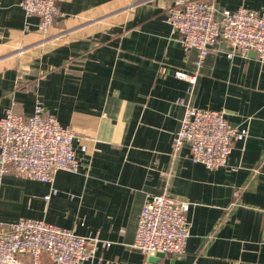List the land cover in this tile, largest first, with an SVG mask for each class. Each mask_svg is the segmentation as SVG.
Returning a JSON list of instances; mask_svg holds the SVG:
<instances>
[{"label": "crops", "instance_id": "obj_1", "mask_svg": "<svg viewBox=\"0 0 264 264\" xmlns=\"http://www.w3.org/2000/svg\"><path fill=\"white\" fill-rule=\"evenodd\" d=\"M178 1L57 0L60 16L44 34L21 0H0V117H29L41 102L74 130L81 159L78 173L59 170L52 185L3 176L0 226L36 219L98 237L83 264H264V64L219 41L194 85L178 79L198 59L167 22ZM204 1L264 13V0ZM181 101L247 130L225 167L193 162L188 144L174 151ZM162 194L190 203L182 256L133 248L147 197Z\"/></svg>", "mask_w": 264, "mask_h": 264}, {"label": "built area", "instance_id": "obj_2", "mask_svg": "<svg viewBox=\"0 0 264 264\" xmlns=\"http://www.w3.org/2000/svg\"><path fill=\"white\" fill-rule=\"evenodd\" d=\"M20 4L27 18H39L40 33H47L60 16L57 0H21ZM167 22L179 34L186 53L194 49L198 52L195 73L175 72L178 79L191 85L195 84L204 59L219 41L229 43L240 55L256 53L264 64L262 12L245 7L218 12L208 1L181 0L170 11ZM180 103L185 109L173 138L174 151L177 153L188 144L193 162L209 170L225 167L234 140L245 139L247 130L233 129L223 112ZM76 139L74 130L47 113L39 101L29 117L7 110L0 117V179L15 173L52 185L59 170L78 173L81 159L74 145ZM81 150L86 152V146ZM57 193L52 187L45 199ZM189 208L190 203L166 194L148 196L138 219L133 248L146 255H184L191 235ZM100 242L98 237L81 236L42 220L21 219L0 226V264H46L43 255L51 264H83L93 257L90 243L96 246Z\"/></svg>", "mask_w": 264, "mask_h": 264}, {"label": "water", "instance_id": "obj_3", "mask_svg": "<svg viewBox=\"0 0 264 264\" xmlns=\"http://www.w3.org/2000/svg\"><path fill=\"white\" fill-rule=\"evenodd\" d=\"M152 255H156V256H162L163 254H160V253H155V254H152Z\"/></svg>", "mask_w": 264, "mask_h": 264}, {"label": "rangeland", "instance_id": "obj_4", "mask_svg": "<svg viewBox=\"0 0 264 264\" xmlns=\"http://www.w3.org/2000/svg\"><path fill=\"white\" fill-rule=\"evenodd\" d=\"M181 1V0H180ZM179 2V1H178ZM210 3V2H209ZM212 4V3H211Z\"/></svg>", "mask_w": 264, "mask_h": 264}]
</instances>
